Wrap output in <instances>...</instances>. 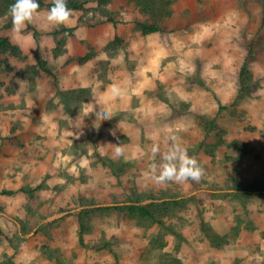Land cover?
Instances as JSON below:
<instances>
[{"label": "crops", "instance_id": "crops-1", "mask_svg": "<svg viewBox=\"0 0 264 264\" xmlns=\"http://www.w3.org/2000/svg\"><path fill=\"white\" fill-rule=\"evenodd\" d=\"M81 2L89 8L98 5L97 0ZM108 8L114 10L111 3ZM48 10L40 7L30 23L40 31L38 37L34 30L28 29L29 24L21 33H14L12 27L0 29V35L7 33L25 56L9 55L11 67H0V264H154L142 256L141 242H123V217L119 216L123 210L118 208L95 210L91 230L85 235L86 245L80 244L75 215L84 208L80 202L94 199V206L123 204V200L112 201L120 195L119 180L116 176L113 179L108 167L95 162L94 148L83 157L72 149L74 143L87 141L96 131L92 127L95 115L84 118L82 132L80 128L64 127L62 121L78 117L81 108L65 112L63 96L52 85V77L41 71L31 81L27 68L35 65V54L40 47L57 72L62 89L93 87V99L82 106L98 100L113 117L121 115L110 119L114 123L102 122L99 151L116 161L123 156L133 159L135 172H129L128 176L137 183H144V179L147 183L153 179L144 177L143 153H147L149 145L158 144L161 128L145 121L157 123L156 117L168 110L159 99L145 96V89H153L158 83H175L178 71L191 54L192 42L205 40L207 35L203 33L207 32L198 29L187 34L172 30L143 34L137 21L146 16L136 7L131 13L134 18L93 26L80 22L82 9H70L69 27L75 30L72 34L65 31L54 34L63 25H50L46 20ZM123 14H128L124 7ZM7 18L0 17V23L6 24ZM117 36L119 47L109 48ZM58 42L65 43V51L55 55ZM87 54L91 58L83 63L75 59ZM101 73L108 74L109 81L104 87ZM126 78L134 85L133 92L125 86ZM99 109L97 104L96 110ZM131 110L134 117L123 118V111ZM130 119L134 122L128 123ZM119 123L122 129L117 127ZM149 134L155 141L148 138ZM114 144L123 147V156H114ZM253 219L254 229L228 250L214 248L215 256L204 258L206 250L201 248L198 252L202 255L197 252L200 259L181 258V263L264 264V219L262 216ZM138 231L127 230L134 233V238ZM164 248L169 249L168 244Z\"/></svg>", "mask_w": 264, "mask_h": 264}, {"label": "rangeland", "instance_id": "rangeland-1", "mask_svg": "<svg viewBox=\"0 0 264 264\" xmlns=\"http://www.w3.org/2000/svg\"><path fill=\"white\" fill-rule=\"evenodd\" d=\"M173 2L175 13L170 21L173 31L187 34L203 29L207 38L192 42L191 54L178 71L175 83H158L153 89H145V96L159 99L168 110L156 117L157 123H145L161 128L158 133L161 152L170 143L169 137L176 136L189 155L197 158L203 176L198 182L189 180L182 184H158L151 179L147 183L146 179L144 183H137L128 176L135 172L133 159L123 156L116 161L110 157L117 162L122 180L106 166L113 179L117 177L121 188L120 195L114 196L112 201L123 200V204L129 199L153 202L152 207L163 222L160 224L123 207L118 208L123 210V214H119L123 217V242H141L142 256L154 264H182L181 258L200 259L202 254L198 251L201 248L206 250L204 258L215 256L214 248L228 250L246 237L255 227L253 218L262 216L264 219V189L258 194L243 191L248 184H264V0ZM111 4L116 17L123 21L134 18L131 13L136 6L132 0H112ZM123 7L127 15L123 14ZM5 28V23L1 22V31ZM118 45L119 40L110 48L116 49ZM248 56L251 76L243 85L240 72ZM5 59L9 60V54L0 55V67L6 68L1 63ZM107 75L100 74L103 87L109 81ZM124 82L130 87L129 92H133L134 85L129 79ZM133 96L135 104L137 95ZM221 104L227 107L221 109ZM63 107L65 112L80 108L71 106L69 110L65 104ZM132 112L123 111V118H133ZM116 117L121 115L113 119ZM81 119L79 123L84 125ZM62 125L72 126L69 118L62 121ZM100 129L90 136L99 138ZM91 142L88 144L92 145ZM72 149L83 157L82 147ZM146 150L142 157L144 177L151 176L148 168L150 145ZM159 159L157 156V162ZM94 160L100 163L95 157ZM179 197L180 201L175 203ZM95 203L94 199L80 202L81 206L89 208L90 221L97 210L93 208ZM133 228L140 230L135 232L137 238L134 233L127 232ZM167 244L169 249L164 248Z\"/></svg>", "mask_w": 264, "mask_h": 264}, {"label": "trees", "instance_id": "trees-1", "mask_svg": "<svg viewBox=\"0 0 264 264\" xmlns=\"http://www.w3.org/2000/svg\"><path fill=\"white\" fill-rule=\"evenodd\" d=\"M134 5L140 10L142 14L146 16L144 20H138L137 24L140 27L143 34H149L153 32H164V31H173V28L170 26V20L174 16L175 13V7L173 0H132ZM15 2V0H0V17L8 16L7 22L5 24L6 28L12 27L11 17L9 15V8L10 5H12ZM40 7H47L50 9L51 0H38ZM98 6L89 8L86 7L84 2H81V0H67V4L69 9H82L84 11L83 16L80 18V22L84 23L87 26H93L100 23H103L104 21H111L115 24L119 22H123L121 18H118L115 16V12L110 10L108 8L109 3L112 2V0H97ZM91 11H94V14L91 16L89 13ZM97 12L100 14L98 15ZM95 19V20H94ZM28 29L34 30V34L36 37L40 34V31L33 25L28 26ZM75 30V27H60L59 29L54 30V34L60 33V32H69L73 33ZM120 39L119 36L116 37L115 40H113L109 44V48L111 46L116 45V41ZM65 43L64 42H58L57 47L54 49L55 55H59L65 51V48L63 47ZM252 53V52H250ZM13 55L19 58H25L23 55V52L19 45L14 44L11 40V37L7 33H3L0 35V55ZM36 63L33 66H29L27 68V71L30 73V79L31 81H34L36 76L39 75L41 71L46 72L48 75L52 77V85L57 89V93L63 96V103L66 105V107L71 110V106L75 107H82L84 102L91 101L94 97L93 87L87 86V87H79V88H71V89H62L60 87L59 83V76L57 72L49 65L48 61L45 59L42 50L40 47L37 48L36 54ZM91 58V54H87L85 56H81L77 59L80 63H83ZM250 56L246 58L244 61L241 72H240V78L241 83L244 85L245 81L250 79L251 72L249 68V62H250ZM1 63L5 64L4 66L6 68H10V62L8 59H5ZM240 97V96H239ZM238 97V98H239ZM221 109L226 108L227 106L224 104L220 105ZM89 141H92V145L88 144ZM82 147L84 154L88 153V150L91 148L95 149V152L92 154L95 158L98 159L99 162H101L103 165L110 167L114 173L120 177L121 173L119 168L117 167V162L111 159L108 156L103 155L99 151V144H98V137H89L86 142H78L74 143L73 147ZM263 182L259 184H248L244 188V193L246 194H258L263 192L264 189ZM7 192V191H6ZM243 193V194H244ZM182 197V196H181ZM180 197L175 199V203H178L180 201ZM129 202H126L124 204H121L120 202H114L115 204H101L100 206H94L93 208L99 209V208H119L123 207L127 211L131 213H138L139 216L142 217H149L156 222H159L160 224H163V222L159 219L158 215L156 214L153 206V202L150 203H144L141 200L137 199H129ZM153 208V209H152ZM89 208H82L80 211H76L75 215L77 217V221L79 223L80 231H79V241L81 245H86L85 242V233L87 231H90V225L91 221L88 216ZM1 231V229H0ZM176 234L182 239H184V236L180 234L179 232H176Z\"/></svg>", "mask_w": 264, "mask_h": 264}, {"label": "clouds", "instance_id": "clouds-1", "mask_svg": "<svg viewBox=\"0 0 264 264\" xmlns=\"http://www.w3.org/2000/svg\"><path fill=\"white\" fill-rule=\"evenodd\" d=\"M51 7L46 13V20L50 25L65 27L71 26L72 12L68 7L67 0H51ZM40 9L38 0H15L10 5L9 15L12 22V31L14 33H21L27 24L34 21ZM113 93L116 90L113 89ZM100 105L99 111L96 110V105ZM81 111L75 120L71 117L69 124L72 127L80 128L81 132L83 125L81 126L79 121L82 118L84 124V118L95 115L92 127L99 130L103 121L113 118L112 113L107 107L100 101H96L95 104L87 103L85 106L80 107ZM117 127L121 128L120 123ZM122 129V128H121ZM167 131V130H165ZM115 135V130H111ZM81 133H76L80 135ZM149 139L155 141V137L150 135ZM170 143L166 146L165 150L161 152L160 146L157 143H153L150 151L149 171L151 178L158 184L165 182L184 183L189 180L198 182L203 176V168L200 166L197 158L191 156L188 150L179 142L176 136L169 137ZM114 156L120 157L124 155V149L120 144H114ZM157 156L160 157L157 162ZM127 159V157H125Z\"/></svg>", "mask_w": 264, "mask_h": 264}]
</instances>
